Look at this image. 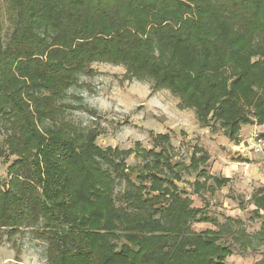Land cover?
<instances>
[{
	"label": "trees",
	"instance_id": "16d2710c",
	"mask_svg": "<svg viewBox=\"0 0 264 264\" xmlns=\"http://www.w3.org/2000/svg\"><path fill=\"white\" fill-rule=\"evenodd\" d=\"M1 2L11 23L4 33L0 16V158H13L0 186L8 239L31 230L47 264H226L233 245L264 248V186L251 195L259 229L249 234L239 220L192 208L178 189L183 173L209 180L206 154L173 164L167 134L153 137L163 143L157 152L139 143L103 151L96 128L64 118L69 90L105 62L169 90L200 128L218 127L232 142L242 126L264 125V0ZM130 157L142 165L127 166ZM194 186L199 193L205 183ZM194 224L215 230L196 233Z\"/></svg>",
	"mask_w": 264,
	"mask_h": 264
},
{
	"label": "rangeland",
	"instance_id": "374dc122",
	"mask_svg": "<svg viewBox=\"0 0 264 264\" xmlns=\"http://www.w3.org/2000/svg\"><path fill=\"white\" fill-rule=\"evenodd\" d=\"M0 16L4 33H7L11 23L3 2L0 4ZM90 69L92 72L88 76H80L78 85L69 90L64 101L69 106L64 114L67 121L83 131L96 128L100 133L96 145L103 151L107 148L126 151L139 143L143 150L155 148L157 152L163 143L156 147L153 137L167 134L170 144L168 153L173 164L188 166L192 154H196L197 158L206 154L209 161L200 169L205 170L208 177L228 178L229 183L220 188L210 177L209 180L196 179L195 173H183L181 180L176 182L178 189L191 200L192 208L203 209L219 222L231 217L241 221L249 234L259 229L258 222L253 219L254 206L250 202L252 193L264 186V180L256 165L259 157H255L241 143L250 140L253 135L263 134L264 128L259 133L244 134L242 131L240 135L239 132L238 141L235 142L230 141L218 127L215 132L207 129L204 133L206 128H200L194 112L179 109L178 99L169 90L154 89L153 82L148 79H135L121 64L93 63ZM4 138L5 133L0 131V142ZM229 145L236 148L233 149L235 153L225 158L224 153L228 152V148L224 150L222 146ZM243 150L250 164L238 166L235 162L242 158ZM12 160L10 157V163ZM10 163L5 164L0 158V186L9 180L6 172ZM126 165L140 167L142 164L139 159L130 157ZM194 182L205 183L199 193L195 191ZM192 229L202 233L214 231L215 227L211 224H194ZM5 232L0 231V264H47L46 246L42 240L36 239L31 230L21 229L11 239ZM233 246V253L226 259V264H255L264 258V248L254 253H243L238 245Z\"/></svg>",
	"mask_w": 264,
	"mask_h": 264
},
{
	"label": "crops",
	"instance_id": "0c3cea01",
	"mask_svg": "<svg viewBox=\"0 0 264 264\" xmlns=\"http://www.w3.org/2000/svg\"><path fill=\"white\" fill-rule=\"evenodd\" d=\"M262 128H264V125L263 126H256V125H253V126H242L241 127V130H240V135H241V132L243 131V133L244 134H251V133H259V131H262ZM204 133H206V131H207V129H204ZM220 133V132H219ZM218 133V134H219ZM263 134H264V132H263ZM250 140H243V142L241 143V145L242 146H244V148L246 149L247 148V146L245 145V144H247L248 145V142H249ZM215 148V146H213V148L212 149H214ZM228 148V149H227ZM222 149H227L228 150V152H226V153H224V157L225 158H229V157H231L230 156V153H235V152H233V149H236L235 147H233V146H227V147H225V146H222ZM225 152V151H224ZM208 153L210 154V157H211V160H213L214 158H213V154H212V152H211V149H209L208 150ZM241 153H243L244 154V150L241 152ZM242 154V155H243ZM233 155L234 154H232V157H233ZM255 157H257V156H255ZM241 160H244V161H241ZM238 166H241V165H249L250 163H249V161H248V159L245 157V154L242 156V158H240V159H238V161H236L235 162ZM257 165V164H256ZM259 171V170H258ZM261 177H262V174H261ZM225 179H228V178H225ZM262 179L264 180V178L262 177ZM263 187V186H262Z\"/></svg>",
	"mask_w": 264,
	"mask_h": 264
},
{
	"label": "built area",
	"instance_id": "2783aa9c",
	"mask_svg": "<svg viewBox=\"0 0 264 264\" xmlns=\"http://www.w3.org/2000/svg\"><path fill=\"white\" fill-rule=\"evenodd\" d=\"M247 149L255 156L259 157L257 166L261 170L262 177L264 178V138L261 135H253L248 142Z\"/></svg>",
	"mask_w": 264,
	"mask_h": 264
},
{
	"label": "water",
	"instance_id": "95a60500",
	"mask_svg": "<svg viewBox=\"0 0 264 264\" xmlns=\"http://www.w3.org/2000/svg\"><path fill=\"white\" fill-rule=\"evenodd\" d=\"M247 146V144H245Z\"/></svg>",
	"mask_w": 264,
	"mask_h": 264
}]
</instances>
